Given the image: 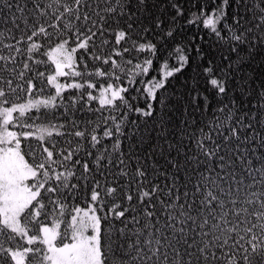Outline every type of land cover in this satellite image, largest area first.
Masks as SVG:
<instances>
[{
	"label": "snow or ice",
	"instance_id": "1",
	"mask_svg": "<svg viewBox=\"0 0 264 264\" xmlns=\"http://www.w3.org/2000/svg\"><path fill=\"white\" fill-rule=\"evenodd\" d=\"M0 264H264V0H0Z\"/></svg>",
	"mask_w": 264,
	"mask_h": 264
}]
</instances>
